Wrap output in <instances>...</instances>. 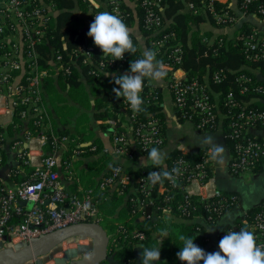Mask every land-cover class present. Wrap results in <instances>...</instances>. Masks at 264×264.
Instances as JSON below:
<instances>
[{
  "label": "trees",
  "instance_id": "trees-1",
  "mask_svg": "<svg viewBox=\"0 0 264 264\" xmlns=\"http://www.w3.org/2000/svg\"><path fill=\"white\" fill-rule=\"evenodd\" d=\"M56 7V12L52 15L42 28L45 31L43 42L35 47L38 56L36 57L38 70H47V75L42 79V102L44 111H39V104L30 101L28 104L11 103L13 106V120L7 125L0 123V157L2 167L7 166L9 159V148L17 141H25L28 136H45L44 157L57 150L53 143L58 138V144L64 137L69 139L68 146L62 151L63 158L70 165H63L60 174L64 177L67 190L79 197L91 195L97 202L99 208V223L111 237L110 252L111 257L117 264H141L140 253L143 251L139 247H153L156 245L158 231L168 227L170 238H166L161 247V262L165 264H183L176 253L183 246L179 236L191 237L194 243L205 250V252L219 251L218 247L208 248V237L206 225L195 220L201 217L209 225H214L225 213L234 206L225 205L213 219L208 220L209 211L207 207H218V199L200 200L199 197L190 198L189 205L183 194V185L196 165L203 161L208 154L207 149L196 153H186L180 149L173 150L167 157L165 165L169 170L174 167V161L185 159L188 162V173L177 181L176 186L166 191H160L161 185L169 186V181L164 180L163 184L153 186L151 196L147 199L146 207L151 208L148 216L146 207L140 209L138 202L144 199L142 192H136L135 187L139 185L137 179L147 176L149 172L156 170L153 166H141L136 169L126 167L132 173L133 187H125L124 193L110 192L101 188L102 177L110 171L116 164L121 163L111 152L105 151L106 143L92 127V120L100 121L101 129L108 134L109 140H113L115 130L123 131V128L113 127L107 123L108 120H119L122 116L123 98L117 99L112 92L114 87H118L111 82L110 73L124 74L130 68V62L142 58L138 38L131 32L137 52L134 54L125 53L123 60H117L115 65H107L104 68H97L96 63L102 60L113 59L105 57L101 50L94 45L93 40L87 36L90 24L93 22L94 8L88 0H47ZM133 5L126 0H119V6L123 17H120L129 28L138 26L142 35L146 39V47L157 50L156 41H163L161 52L157 53V59L173 63L171 55L172 49L176 46L182 48L181 62L173 63L174 69L182 68L186 71L187 78L192 81L206 78L209 83L211 93L215 98L219 97L217 110L220 113L221 127L223 128L226 142L231 151L233 150L235 139L230 136V123L235 120L241 110L264 109V58L255 52L246 50V42L254 32H261L254 23V14L264 20V13L258 11L259 5L264 7V0H253L249 10L243 6L245 0H236L238 9H235L228 2L220 0H155L154 8L162 16V25L156 29L146 23V8L144 0H130ZM100 10H110L112 7L107 0H98ZM243 12H246L245 14ZM214 13H226L233 17L234 21L222 22ZM243 14L246 18L239 22V27L233 35L226 32L215 34L213 29L204 28L205 23H209L215 29H224L232 26ZM236 19V20H235ZM256 22V21H255ZM8 31H6V34ZM67 39H66V38ZM4 44L5 49L8 44ZM89 46L93 47L91 52L92 62L84 63L83 56L77 57L76 64L69 65L72 49ZM60 51L63 54V66L58 73L53 65L54 52ZM31 50L25 43L24 55ZM69 65V70L66 67ZM27 68L28 63H26ZM11 81L18 77L20 86H28L29 73L21 69L9 71ZM165 81L169 83L172 70H167ZM216 74L220 75L217 80ZM3 92L4 87L0 85ZM155 91L158 95L154 99L151 94ZM232 95L239 106H228L225 100ZM143 110L139 112V117L145 118L144 113L155 112L159 118L163 129L164 137L166 113L163 106V94L161 86L154 85L150 81H145ZM190 101V100H189ZM26 112V119L23 113ZM178 119L185 121L178 113ZM123 120V119H121ZM120 122V120H119ZM256 129L264 130V123H257ZM219 127L206 126L203 131H214ZM250 134L258 139L264 136L251 132ZM89 143L88 145H84ZM166 143V142H165ZM140 156L148 155L152 149L146 152L140 149L136 142ZM165 145V144H164ZM131 146V142L128 144ZM79 147L81 154L73 157L74 149ZM26 149H24L25 151ZM138 156L137 154L134 155ZM23 168V171L21 169ZM264 169V159H261L254 166V170L259 172ZM36 168L27 161V156L18 158L17 165L11 167V180L20 184L26 180H33ZM212 176V168L208 170ZM81 186V189H79ZM8 191L7 182L0 177V196ZM226 202L231 201V197H236L239 203V195L224 192ZM187 205V206H185ZM185 206V207H184ZM30 204L24 206L29 209ZM165 208H170L171 215L164 214ZM155 213V215H154ZM264 214V200L257 206L245 211L243 218H238L234 224L226 227L220 239L227 231H239L246 228L253 231L257 244L262 240V231L255 227L258 223V215ZM22 221V216L15 214L13 222ZM140 232L143 239L136 237ZM220 241V240H219ZM107 262V261H106ZM156 264V262H153ZM202 264V262H201Z\"/></svg>",
  "mask_w": 264,
  "mask_h": 264
},
{
  "label": "built area",
  "instance_id": "built-area-1",
  "mask_svg": "<svg viewBox=\"0 0 264 264\" xmlns=\"http://www.w3.org/2000/svg\"><path fill=\"white\" fill-rule=\"evenodd\" d=\"M88 1L94 8L98 9L95 11L93 19L101 11H107L123 17L119 0H107L112 6L110 10H100L101 4L98 0ZM252 1H244L243 6L245 9H250ZM155 2V0H144V4L147 6L146 23L149 27L153 26L158 29L162 25V16L156 12L154 8ZM258 11L264 13V7L259 5ZM55 12L56 7L47 0H0V42L7 43L9 48L5 49L6 45H0V85L5 90L1 91V96L4 100L8 101L12 97L13 104H18L17 101H14L16 99H20V102L23 104L33 101L37 104L40 103L37 106L39 111H44V106L42 105V79L47 75V70H38L36 62L38 53L35 47L38 43L43 42L45 31L42 26L51 19ZM243 13L245 14L246 12ZM214 14L219 21L225 23L234 21V18L229 17L226 13ZM236 21H238V18ZM6 31H8L7 34ZM25 43L31 48L26 55H24ZM153 43L157 46L156 53L161 52L162 45L164 44L163 41ZM246 44L248 52L259 51L260 53H257V55L264 58L263 32L252 33ZM52 50L54 52V49ZM92 50L93 47L89 46L72 49L70 52L71 59L68 61L69 65L76 64V59L80 56H83L84 63H91ZM171 55L174 58L173 63L175 61L181 62L182 48L180 46L174 47ZM26 63H28L29 68H27ZM52 63L57 71L56 73L64 68L63 54L60 51L54 52ZM115 63L116 61H113V59L102 60L96 63V69L104 68L107 65H115ZM173 63L169 61L164 64L167 70H172L169 83L166 82L172 95L177 118L179 113L181 118L185 119V121L193 122L200 130H203L206 126L220 127L221 116L216 106L219 97L216 95L214 98L206 78L202 81L199 79L190 81L187 78L186 71L183 69V74H178V71L182 68L174 69ZM69 65L66 67L67 70H69ZM17 69L29 73L27 87L19 85L18 77L11 81L10 73L8 72ZM215 78L220 80V75L216 74ZM153 92L151 96L157 99V93ZM141 95L144 99L143 92ZM225 104L228 106L240 105L231 94L226 98ZM121 110L122 116L120 115V122L119 120H108L107 122L117 129L123 128L124 130L120 132L115 130L111 148H106L105 151L111 152L118 159H132L135 158L136 152L140 151L136 142L144 152L150 147L161 148L164 146L166 139L155 112L144 113L145 118L142 119L138 113H134L131 110L125 100H123ZM10 111L14 112L13 106ZM26 116L27 113L24 112L22 118L26 119ZM257 123H264V109L241 110L235 120L229 125L231 130L230 136L235 139L232 158L229 163V168L234 174L255 171L254 166L256 163L264 159V138L258 139L250 134V131L253 132L256 129L255 125ZM45 141V136H28L26 139L27 148L20 153V156H27L29 164L36 168L34 178L33 180L23 181L15 190L7 191L0 196V244L3 248L15 247L25 242H31L38 237L67 225L81 222L99 223V208L93 197L89 194L79 197L70 193L61 177L60 169L63 165L67 164L63 158L62 151L67 148L69 139L64 137L58 144V138H55L53 143L56 145L57 150L44 157ZM130 142L131 146L129 147L128 144ZM19 143L16 142V144ZM64 144H66L65 148L63 147ZM80 154L81 150L79 147H76L73 157ZM67 165H70V162ZM0 167H2L1 157ZM174 167L181 169V175L177 177V181L185 173L189 172L188 162L185 159L175 160ZM210 168L211 157L208 153L203 161L196 165V170L189 177L185 178L187 182L183 185V194L188 205L190 198L193 196L199 197L200 200L218 199V207H207L210 213L208 220H212L214 213L220 211L225 205L234 207L238 205L235 196H232L231 201L225 204L227 197H225L221 190L216 189L206 194L200 191L202 188L208 186L212 179V176L208 173ZM159 170L156 169V171ZM146 177H139L137 179L139 185L135 187L136 192L144 194V199L138 202L140 209L146 207V201L151 196L153 188ZM133 181L135 179L132 173L127 171L122 163H118L102 177L100 183L102 189L122 194L128 185L129 189L133 187ZM195 183H197L199 189H192L191 186ZM175 186L169 182V186L161 185L160 191H166L169 188L173 189ZM23 200H26L30 204L29 209L24 208V205L21 203ZM164 211L171 212L170 208H165ZM15 214L22 216L21 222H13ZM258 218L259 221L255 224V227L260 229L263 235L258 245H264V214L258 215ZM135 236L140 239L144 238V235L140 232H137ZM71 249H76L77 254L76 256L67 258L66 253ZM92 249L93 240L91 238L74 236L61 242L47 255L35 258L27 264H70L72 259H78L90 254ZM62 259H65V261L61 262ZM101 264L108 263L104 261Z\"/></svg>",
  "mask_w": 264,
  "mask_h": 264
},
{
  "label": "clouds",
  "instance_id": "clouds-1",
  "mask_svg": "<svg viewBox=\"0 0 264 264\" xmlns=\"http://www.w3.org/2000/svg\"><path fill=\"white\" fill-rule=\"evenodd\" d=\"M87 36L105 57H112L113 61L123 60L125 53L134 54L138 50L133 43L130 28L118 15L107 11L98 12L94 16ZM167 74V67L162 60L157 59L156 51L145 48L142 58L131 61L129 70L124 74L110 73L106 76H111V82L118 86L112 89L116 98H123L134 113H139L143 110L144 100L141 94L145 81L159 84L166 79ZM202 143L211 144L216 154L224 151V146L216 143L212 136L204 137ZM166 156L164 151L153 147L146 159H141L142 166L151 165L160 169L149 172L146 177L152 186L163 184L164 180L175 186L177 177L181 175L179 167H173L171 170L167 168ZM166 238H170L168 227L158 231V246L139 247L143 249L140 253L141 264H165L166 261L161 262V247ZM179 240L183 246L176 255L183 264H264V245H258L254 232L246 228L227 231L219 241V251L214 252H205L191 237L180 235ZM88 259L93 260L94 256L90 254Z\"/></svg>",
  "mask_w": 264,
  "mask_h": 264
},
{
  "label": "crops",
  "instance_id": "crops-1",
  "mask_svg": "<svg viewBox=\"0 0 264 264\" xmlns=\"http://www.w3.org/2000/svg\"><path fill=\"white\" fill-rule=\"evenodd\" d=\"M128 4L133 5V2L126 0ZM222 2H228L229 0H220ZM230 5L235 9H238L236 0H230ZM246 17L239 15L238 21L232 26L226 27L224 29H215L209 23L204 24V28L213 29L215 34L219 32H226L230 35H233L235 30L239 27V22L243 21ZM258 27L261 32L264 33V20H258L254 17ZM131 32L138 38L140 49L146 47V39L142 35L139 27L136 25L130 28ZM183 69L178 71V74H183ZM154 85L161 86L163 94V106L166 113L165 120V132H166V143L163 147L158 148L164 151L168 155L175 149H180L186 153H196L203 149H207L211 157V168H212V179L209 182L208 186L200 190L203 194L210 193L213 190H221L228 193H236L239 195V203L229 212L223 214L214 225H209L201 217H197L195 220L202 222L206 225V234L208 237V248L209 247H218L220 236L226 227L234 224L238 218H243L245 211L259 205L264 200V169L262 171H248L241 174H234L229 168V163L232 158V151L226 142L223 128L220 126L217 130L214 131H203L198 129L195 124L191 121H180L176 116L175 105L172 99L170 90L167 87V82L164 80L161 83L157 84L151 82ZM12 97L8 101L4 100L1 96L0 90V118L3 125H7L13 120V113L10 111ZM10 111V112H9ZM108 123V122H107ZM92 127L96 133L103 138L106 143V148L110 149L112 145V140H109L108 134L104 133L101 129L100 121L92 120ZM254 133L264 136V130H253ZM206 136H212L215 138V142L224 146V151L216 154L212 149V145L209 143H202V140ZM19 144L14 143V145L9 148V159L7 166L0 167V177H2L8 185V191L15 190L19 184L14 183L11 180V167L17 165L18 158L21 157L20 153L27 148L26 140L17 141ZM85 143L84 145H86ZM134 144V143H132ZM66 147V144L63 146ZM147 155L136 156L135 158L120 159L121 163L125 167H132L134 169L141 167V159H146ZM215 157V158H213ZM77 158V157H76ZM165 159V162H166ZM23 171V170H21ZM64 179V177L61 175ZM65 185L67 184L64 180ZM67 187V185H66ZM192 189H197V183L193 184ZM81 189V186H79ZM199 189V188H198ZM25 206V205H24ZM147 211V209H146ZM148 214V213H147ZM150 214H153L151 212ZM148 214V216H150ZM164 214L171 215L170 211H164ZM155 215V213H154ZM99 221V220H98ZM108 264H117L111 257L107 259Z\"/></svg>",
  "mask_w": 264,
  "mask_h": 264
},
{
  "label": "water",
  "instance_id": "water-1",
  "mask_svg": "<svg viewBox=\"0 0 264 264\" xmlns=\"http://www.w3.org/2000/svg\"><path fill=\"white\" fill-rule=\"evenodd\" d=\"M260 20L258 16H254ZM87 143L86 145H88ZM27 145V144H26ZM136 154L139 156L140 152ZM23 205H27L26 200L21 201ZM147 213H151V208H147ZM88 237L93 240V249L91 255L94 256L93 260H89L90 254L85 255L78 259H72L70 264H101L109 258L110 250V237L108 232L101 223L96 222H81L65 227L55 229L31 242H25L15 247H2L0 244V264H27L35 258L47 255L54 248H56L64 240L74 237ZM77 250L71 249L67 251V258L76 256ZM62 259L61 262H64Z\"/></svg>",
  "mask_w": 264,
  "mask_h": 264
},
{
  "label": "rangeland",
  "instance_id": "rangeland-1",
  "mask_svg": "<svg viewBox=\"0 0 264 264\" xmlns=\"http://www.w3.org/2000/svg\"><path fill=\"white\" fill-rule=\"evenodd\" d=\"M63 179V178H62ZM63 180H65V179H63ZM36 264V263H35Z\"/></svg>",
  "mask_w": 264,
  "mask_h": 264
}]
</instances>
